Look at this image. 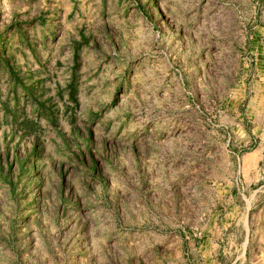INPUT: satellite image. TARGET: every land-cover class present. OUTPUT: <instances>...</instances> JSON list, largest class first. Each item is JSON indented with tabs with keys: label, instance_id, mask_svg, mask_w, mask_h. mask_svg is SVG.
<instances>
[{
	"label": "rangeland",
	"instance_id": "rangeland-1",
	"mask_svg": "<svg viewBox=\"0 0 264 264\" xmlns=\"http://www.w3.org/2000/svg\"><path fill=\"white\" fill-rule=\"evenodd\" d=\"M262 105L264 0H0V264L263 262Z\"/></svg>",
	"mask_w": 264,
	"mask_h": 264
},
{
	"label": "crops",
	"instance_id": "crops-1",
	"mask_svg": "<svg viewBox=\"0 0 264 264\" xmlns=\"http://www.w3.org/2000/svg\"><path fill=\"white\" fill-rule=\"evenodd\" d=\"M257 111L259 110L261 113L264 111V106H260L256 108ZM261 129H264L263 127ZM253 147H250L249 150L245 151V156L249 160V169L247 168V178H248V183H251L253 180L259 182V185H264V169L263 168H258L255 167V163L253 160H256L258 163L262 157H264V138L260 137L259 139L256 140L255 144L252 145ZM255 264H264V261L261 262H256Z\"/></svg>",
	"mask_w": 264,
	"mask_h": 264
}]
</instances>
